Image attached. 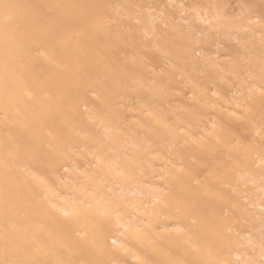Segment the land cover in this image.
I'll list each match as a JSON object with an SVG mask.
<instances>
[{
	"label": "bare ground",
	"instance_id": "bare-ground-1",
	"mask_svg": "<svg viewBox=\"0 0 264 264\" xmlns=\"http://www.w3.org/2000/svg\"><path fill=\"white\" fill-rule=\"evenodd\" d=\"M259 200L264 0H0V264H235Z\"/></svg>",
	"mask_w": 264,
	"mask_h": 264
},
{
	"label": "rangeland",
	"instance_id": "rangeland-1",
	"mask_svg": "<svg viewBox=\"0 0 264 264\" xmlns=\"http://www.w3.org/2000/svg\"><path fill=\"white\" fill-rule=\"evenodd\" d=\"M233 8L234 7H232V10H233ZM228 11L231 12L230 9H228ZM254 20H256V19H254ZM232 88L230 89L229 93L227 92L228 93L227 94L228 98L230 99L232 97L233 98V99L231 98L232 100L238 99L240 97L239 92H238L239 90H237V87L236 88L234 87L233 89ZM209 89H213V88L212 87H209ZM151 178H152V180H151ZM151 178H150V181L149 182H151V181H153L155 179L154 177H151ZM157 180L158 179H156V181ZM152 183H156L155 180ZM157 183H159V181H157ZM261 200L258 201L259 202L258 203L259 205L257 207L260 206L259 208L256 207L257 208L256 209L254 207V209H252V207H249V208L247 207L246 211L248 213V216L249 215H250V217L252 216L251 218H253V216H254V219H252V220H254V222L251 223V224H246L245 230L244 231L241 230L240 233H239V235H240L241 232H242V237L243 238L245 237V239H242L241 238L242 240L247 241V238H248V240H252V242H249V243L246 242V244L249 245V247L250 246L252 247V248L250 247L251 248V249H249L250 251L248 250L247 246L245 248V250H248L247 252H249V254H252V255H248V253H246V251L241 252V253H244L245 252L244 253L245 256L243 254L241 255V253H239V255L237 256V258H239V260L236 259V260H238L237 261L238 263H235V264H239V261L240 262L242 261L243 262V263L241 262L242 264H249L248 263V259H250V256H253L255 258L256 255H257L256 258L255 259L253 258V261H255V263H257V264H264V205L263 206L261 205V203L264 200L260 203ZM250 208H251L252 212L250 210L248 212V209H250ZM248 216L245 214V217L244 218H246L245 220H247V221H244V219H243L244 223H246V222L248 223L250 221L251 218L248 217ZM252 220H251V222H252ZM250 244H252V245H250ZM249 262H250V264H255V263L251 262L250 260H249Z\"/></svg>",
	"mask_w": 264,
	"mask_h": 264
}]
</instances>
